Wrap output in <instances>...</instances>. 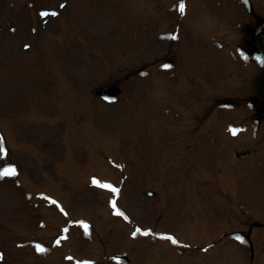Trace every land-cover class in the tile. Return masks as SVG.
Instances as JSON below:
<instances>
[{"label":"rangeland","instance_id":"1","mask_svg":"<svg viewBox=\"0 0 264 264\" xmlns=\"http://www.w3.org/2000/svg\"><path fill=\"white\" fill-rule=\"evenodd\" d=\"M69 1L63 24L55 0H0V127H18L0 147V174L17 172L0 175V264H264L263 75L244 30L264 0H183L188 17L175 0ZM53 65L71 95L45 82ZM111 84L123 94L101 100Z\"/></svg>","mask_w":264,"mask_h":264},{"label":"snow or ice","instance_id":"2","mask_svg":"<svg viewBox=\"0 0 264 264\" xmlns=\"http://www.w3.org/2000/svg\"><path fill=\"white\" fill-rule=\"evenodd\" d=\"M180 11L181 12L184 11V5L183 4L180 5ZM41 15L44 16V17H47V16H49V13L48 12H44V13H41ZM50 15L55 17V16H57V13L56 12H52ZM175 38L176 37H173V39H175ZM29 47H30V45H25V50H27ZM166 67H168V66H166ZM15 174H16V169L11 168V169H5L4 172L2 174H0V175L9 176V175H15ZM93 183L94 184H98V182L95 181V180L93 181ZM99 186H101V187H111L110 185H99ZM112 191L118 193L120 190L118 188H112ZM52 203L55 204L56 202L52 201ZM112 204H113V206H115V201H112ZM116 214L117 215H123L122 212H117ZM125 219H127V217H125ZM136 231L140 232V229H137ZM141 234L144 235V236L151 235V233L148 232V231L142 232ZM133 235L135 236V233ZM161 239L171 240L173 244L176 243V240L173 239L171 236L161 237ZM237 239H240V237H237ZM241 242H243V241H241ZM56 243L59 244V240H57ZM37 251H39L40 253H44V252L47 251V249H45L43 247H40V246H37ZM0 259H2V257H0Z\"/></svg>","mask_w":264,"mask_h":264}]
</instances>
